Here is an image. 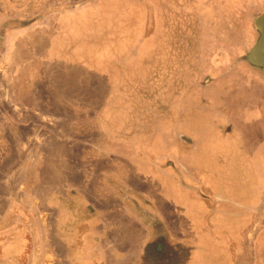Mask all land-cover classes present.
<instances>
[{"label": "rangeland", "instance_id": "374dc122", "mask_svg": "<svg viewBox=\"0 0 264 264\" xmlns=\"http://www.w3.org/2000/svg\"><path fill=\"white\" fill-rule=\"evenodd\" d=\"M262 12L264 0H0V264H182L198 249L264 264V193L249 211L232 204L217 239L187 232L167 251V223L208 225L148 177L153 160L168 168L186 151L182 139L192 158L198 141L211 152L209 111L221 121L261 88L247 76L264 77L248 59ZM235 208L253 225L230 232Z\"/></svg>", "mask_w": 264, "mask_h": 264}, {"label": "crops", "instance_id": "0c3cea01", "mask_svg": "<svg viewBox=\"0 0 264 264\" xmlns=\"http://www.w3.org/2000/svg\"><path fill=\"white\" fill-rule=\"evenodd\" d=\"M37 24L38 23L33 22L25 26H19V28H10L7 30L6 35H11L16 32L18 34H24L27 30L30 31L33 29ZM1 50L2 49H0V51ZM247 79L254 83L253 89L259 88L258 85L261 87L260 89L251 91V100H249L248 105H241L242 107H240V105L239 107L229 106L230 109L224 112L227 116L225 114V117L222 119L223 121L214 120L215 116H219L217 112L219 107L213 108L214 111H209L214 115L213 121L210 122V126L218 133V138H220L211 142V147L209 145L211 152H206L205 149L201 151L200 146L198 147V141L197 149L200 154L197 158H192L190 156V147L192 145L191 142L194 141L191 139L186 140V138L182 139V142H179L183 148L187 147L186 151L184 149H179L177 152L179 158L176 159L173 156L175 158L173 160L175 161L174 164H170V167L165 168L161 166L158 160L152 161L156 163V168L153 170V174H149L148 177H151L155 182L156 179L157 181L159 180L158 185L161 189L160 194L163 196L164 201H172L173 206L179 208V210H181L182 206H188L186 208H189V206L191 207L192 205V207H195L193 210H196L195 212L199 215V217L196 218L204 219V222H207L208 225L205 233L199 234L194 229V227L196 229L200 228L199 223H197L195 219L192 220V222H187L185 220L183 222L181 220L182 223L176 227L177 229L174 226V228H171L170 224L167 223L168 228L165 229L168 231L166 233L168 238L167 249L170 251L173 250L171 247H174L175 244L190 242V238L186 234L187 232H192L194 236L197 235V240H201L202 242L209 239L211 233V236L217 239V231L223 232L221 226H223L224 219L221 217L223 215H229L232 204L236 205L239 203L244 210L249 211L250 207L253 209V204H249V195H252L253 202V195L256 192L264 193V105L262 104V99H260L261 94L264 97V77L258 78L250 75L249 77L247 76ZM249 103L254 105L253 108H249ZM205 113L204 116L206 117L209 113ZM251 119H256V122L253 123L254 127H249V121ZM184 126L186 127L185 123ZM225 129L227 130L225 131ZM167 144L168 147L174 145L173 142ZM156 145L158 146V144ZM120 146H122V144H120ZM213 155L216 157H213ZM176 160H178L180 164H178ZM256 167L258 168L257 171ZM256 179H258V181H256ZM259 179H262L260 181L262 186H260ZM153 202L154 201H151V203ZM232 212L233 214L230 215V217H236V220L227 224L228 227H230V232L234 228L239 227L240 222L241 225H253V217L249 221L250 215L248 212L246 221L242 218L240 219L241 216L237 208ZM158 215L159 213H157V215L154 214V225L163 224V220H161V217H158ZM179 216H181V213H179ZM13 232L14 225L7 228V236L10 234V237L5 240L6 243H10L15 239L11 237ZM237 233L238 230L235 236H230L235 239L238 237ZM248 236L249 234L243 238H247L248 240ZM9 247H7L6 251L9 250ZM195 251L198 255H183L185 260L182 264H194L192 258L195 257L201 258L199 264H210L213 258H219L218 260L220 261L223 257L231 258L230 264H234V259H238L246 253V251L241 253L237 251V253H234L233 250H231L229 254H221L219 251H216L215 253L212 252L210 255L211 257L208 258V256H205V253L201 252L202 250L198 249ZM202 254H204V256ZM5 255L10 256L13 254L11 252H6ZM170 255L171 254L168 253V256ZM246 257H249L248 252L246 253ZM203 260L204 262H202ZM223 262L224 261H220L217 264H228V262Z\"/></svg>", "mask_w": 264, "mask_h": 264}, {"label": "water", "instance_id": "95a60500", "mask_svg": "<svg viewBox=\"0 0 264 264\" xmlns=\"http://www.w3.org/2000/svg\"><path fill=\"white\" fill-rule=\"evenodd\" d=\"M259 31V38L248 55L249 61L258 67H264V12L259 14L254 20Z\"/></svg>", "mask_w": 264, "mask_h": 264}, {"label": "flooded vegetation", "instance_id": "af4514ba", "mask_svg": "<svg viewBox=\"0 0 264 264\" xmlns=\"http://www.w3.org/2000/svg\"><path fill=\"white\" fill-rule=\"evenodd\" d=\"M165 248H166V250L168 251V249H167V248H168V246H167V247H165ZM165 252H166V251H165Z\"/></svg>", "mask_w": 264, "mask_h": 264}]
</instances>
